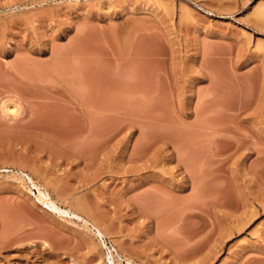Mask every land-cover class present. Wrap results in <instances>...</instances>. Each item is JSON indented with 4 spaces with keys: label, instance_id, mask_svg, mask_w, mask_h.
<instances>
[{
    "label": "rangeland",
    "instance_id": "1",
    "mask_svg": "<svg viewBox=\"0 0 264 264\" xmlns=\"http://www.w3.org/2000/svg\"><path fill=\"white\" fill-rule=\"evenodd\" d=\"M0 264H264V0H0Z\"/></svg>",
    "mask_w": 264,
    "mask_h": 264
},
{
    "label": "bare ground",
    "instance_id": "2",
    "mask_svg": "<svg viewBox=\"0 0 264 264\" xmlns=\"http://www.w3.org/2000/svg\"><path fill=\"white\" fill-rule=\"evenodd\" d=\"M12 111V109H11ZM5 171V170H4ZM22 173V172H21ZM24 173V172H23ZM28 179L30 180V182L32 183L33 187L37 188L39 191V201L47 206L48 208H50L51 210H53L54 212H57L59 214H65L71 218H76L79 220H84L85 224H90L89 220L83 218L79 213H77L75 210H73L71 207L69 208H65L63 209L57 201H54L50 195V193L48 191H44L38 184L35 183V181L33 180V178L29 175ZM26 176V177H27ZM92 226L94 227L95 230H97V234L103 239L104 238V234L101 232V230H99L95 225L92 224ZM37 245V244H36ZM35 244H33V247L36 246ZM46 246L47 243L45 242L44 244H42V246ZM110 257L113 258L112 253H110ZM130 262V261H129ZM111 263H113V260H111Z\"/></svg>",
    "mask_w": 264,
    "mask_h": 264
}]
</instances>
